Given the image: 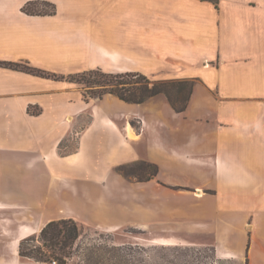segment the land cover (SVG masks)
I'll return each mask as SVG.
<instances>
[{"label":"crops","instance_id":"crops-1","mask_svg":"<svg viewBox=\"0 0 264 264\" xmlns=\"http://www.w3.org/2000/svg\"><path fill=\"white\" fill-rule=\"evenodd\" d=\"M44 1L55 15L23 11ZM0 61L194 83L179 113L164 96L87 100L78 83L0 66L9 244L73 219L207 249L206 264H264V0H0ZM142 162L157 175L118 171Z\"/></svg>","mask_w":264,"mask_h":264},{"label":"trees","instance_id":"trees-1","mask_svg":"<svg viewBox=\"0 0 264 264\" xmlns=\"http://www.w3.org/2000/svg\"><path fill=\"white\" fill-rule=\"evenodd\" d=\"M208 1L219 9L220 0H201ZM44 5L49 7V11H40L33 7ZM23 11L29 15H55L56 6L50 2H28ZM1 67L21 70L32 75L51 78L55 80L67 79L70 82L81 83L78 77L87 74H74L69 76H61L47 72L45 70L30 66L25 62H8L0 61ZM97 79L88 81L94 86L101 87V92L93 93L86 96L90 98L103 99L106 93L116 95L120 100L132 104H143L147 100L164 95L171 106L179 113L187 109L188 102L193 90V82L189 81H154L143 74L126 73V74H106L101 71L89 72ZM84 80V79H83ZM186 92V93H185ZM29 112L35 115L40 114L39 108H29ZM142 169H153L152 176L157 175V168L146 162L135 164ZM131 166H122L118 168L122 174L130 176ZM132 175V174H131ZM151 175L149 177H151ZM144 179V178H143ZM81 236V230L78 223L73 219H63L51 221L41 230L39 234L40 244L36 242L37 236L25 237L20 241L19 256L21 258L33 259L36 261L47 262L54 260L57 264H68L71 257L72 249Z\"/></svg>","mask_w":264,"mask_h":264},{"label":"rangeland","instance_id":"rangeland-1","mask_svg":"<svg viewBox=\"0 0 264 264\" xmlns=\"http://www.w3.org/2000/svg\"><path fill=\"white\" fill-rule=\"evenodd\" d=\"M33 8L40 11L50 10L44 5H37ZM78 78L81 80V83L78 84L84 95L89 96L102 91L101 87L87 83L97 79V76L87 73ZM109 95L110 93H106L104 97ZM111 95L118 98L114 94ZM129 173L128 177L142 180L149 177L153 173V169H142L133 165ZM13 214L14 210L11 209L0 211V264H53L54 260L43 262L19 256L20 238L26 235L24 233L14 243L9 244L16 225L6 218L15 217ZM80 230L81 236L72 249L68 264H206L208 262L206 258L212 256L207 249L193 247L137 246L135 242L149 243L144 240L147 239L146 234L136 228H127L118 232H103L87 227H80ZM39 234L34 235L37 237L33 244H40ZM222 264L236 263L224 262Z\"/></svg>","mask_w":264,"mask_h":264},{"label":"bare ground","instance_id":"bare-ground-1","mask_svg":"<svg viewBox=\"0 0 264 264\" xmlns=\"http://www.w3.org/2000/svg\"><path fill=\"white\" fill-rule=\"evenodd\" d=\"M197 194L201 195V194H202V191H198V193H197Z\"/></svg>","mask_w":264,"mask_h":264},{"label":"built area","instance_id":"built-area-1","mask_svg":"<svg viewBox=\"0 0 264 264\" xmlns=\"http://www.w3.org/2000/svg\"><path fill=\"white\" fill-rule=\"evenodd\" d=\"M53 264H57V262H56V261H54V262H53Z\"/></svg>","mask_w":264,"mask_h":264}]
</instances>
